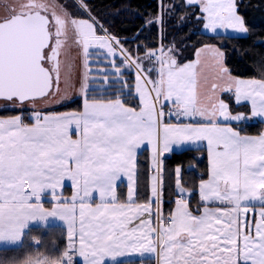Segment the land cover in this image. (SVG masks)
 Returning a JSON list of instances; mask_svg holds the SVG:
<instances>
[{"label":"snow or ice","instance_id":"obj_1","mask_svg":"<svg viewBox=\"0 0 264 264\" xmlns=\"http://www.w3.org/2000/svg\"><path fill=\"white\" fill-rule=\"evenodd\" d=\"M184 4L198 9L195 18L211 33L221 29L244 37L249 33L237 0H184ZM161 7L162 2L157 16L162 22ZM6 13L0 17V100L23 107L25 102L59 98L60 55L70 47L66 34L71 24L73 44L80 47L86 69L93 45L107 47L113 57L119 48L124 57L121 66L135 69L134 88L142 105L137 110L119 98H89L85 73L80 89L82 111L34 112L32 123H26L22 113L0 117V243L20 244L32 222L46 225L49 218H57L67 225L63 251L37 252L12 264H75L76 255L84 264H105L129 250L156 253L162 264H264V134L242 135L230 123H223L250 118L264 121V60L260 78L239 79L224 62L220 48L204 45L197 55L213 54L221 83L211 84L210 102L203 105L196 91L199 61L178 63L174 45L156 50L145 46L144 57L134 59L91 16L74 19L67 12L49 13L48 6L36 0L6 6ZM98 28L105 34L98 35ZM116 72L120 73V66ZM151 72H156V79L150 78ZM70 79L67 73L66 88ZM221 91L233 92L237 103L249 101L250 116L232 114L223 99L215 98ZM161 100L170 101L175 114L190 122H163V106H157ZM198 141H206L209 157L208 178L198 185L199 214L183 198L188 189L177 167L175 183L181 198L165 216L160 207L161 157L171 153L174 145ZM145 143L151 145L156 172L150 189L155 209L152 201H134L137 152ZM121 174L133 185L128 203L119 202L115 191ZM65 180L76 190L71 200L62 199L57 191ZM46 192L55 201L51 209L42 203ZM93 193L99 194V203L91 201ZM253 201L259 202L260 218L254 226L249 220Z\"/></svg>","mask_w":264,"mask_h":264},{"label":"trees","instance_id":"obj_2","mask_svg":"<svg viewBox=\"0 0 264 264\" xmlns=\"http://www.w3.org/2000/svg\"><path fill=\"white\" fill-rule=\"evenodd\" d=\"M65 2L66 0H58ZM73 1V0H72ZM74 2V1H73ZM158 3L161 0H87L93 16L115 36L133 58L144 57L145 46L156 50L162 45L165 49L175 46L177 60L186 62L195 58L199 48L204 45H217L225 54L226 64L232 75L242 78H260V62L264 60V0H237L238 11L245 18L249 33L246 37L238 35H208L202 31V22L195 17L199 15L195 7H187L184 0H162V22L157 20ZM68 4V3H67ZM183 18V19H182ZM156 21L147 24L146 21ZM100 93L95 89L91 93L93 99H114L124 92L121 98L130 103L132 94L118 92L110 88ZM131 93V90H128ZM14 104L0 106V115L13 116L22 111ZM82 109V103L75 101L62 108ZM241 125V126H240ZM244 134H260L264 131V123L251 120L240 124ZM181 168V181L190 194V207L196 212L202 204L198 195L201 179L208 177V152L205 148L189 149L174 152L163 159L162 165V198L163 214L168 216L181 194L175 183V169ZM151 161L148 150L143 151L137 162V199L139 203L150 201L151 195ZM120 200L126 198V187H119ZM38 239L40 244H36ZM67 244V231L63 227H32L25 235L23 244L18 247L0 249V262L12 264L14 260H22L28 255L41 252L58 254ZM80 264V263H79ZM115 264H155V260H125Z\"/></svg>","mask_w":264,"mask_h":264},{"label":"crops","instance_id":"obj_3","mask_svg":"<svg viewBox=\"0 0 264 264\" xmlns=\"http://www.w3.org/2000/svg\"><path fill=\"white\" fill-rule=\"evenodd\" d=\"M161 2H162V0H161ZM86 7H88V6H86ZM87 13H89L91 16H93V14L91 13L90 9H87ZM75 19H77V17H75ZM95 20H97V19L95 18ZM202 31L205 34L212 35V36H215V35H238V36H242V34L236 33V32H234L232 30H223V29L218 30L216 33H211L208 30H205L203 28V26H202ZM103 34H105V33H103ZM107 34L108 35H111L108 32H107ZM214 47H216V45H214ZM80 50H81L80 47H78V46L75 45L74 50L68 51V55L71 57V60L72 61H73V59H75L74 61L76 62V58H79L80 57V55H79ZM116 50L117 51H120L119 48H117ZM76 52H78V55H75ZM98 52L102 53V51H98ZM103 54H104V56L102 55V57L104 58L103 61H105L106 64H102V66L105 67L106 69L109 68V66L111 65L110 63L112 62L113 59H116L117 63H120V64H121V61L124 59V57H122V58L121 57H117V56L116 57H113L110 53L107 54V53L104 52ZM204 55H205L204 56L205 62L204 63L198 62L196 64V68H197L198 72H201L203 74V72L210 70V71H212L213 75H215L217 77V69L215 67V63H214V59H213V54L210 53V52H208L207 54H204ZM195 58H196V56H195ZM195 58L192 59V60H190V61H187V62L188 63H192V61L196 60ZM225 61L226 60L224 58V62ZM145 67H150V65H148L147 62H145ZM124 72L127 73V76L126 77L129 78V80H128L129 84L128 85L131 86V88H129V89L131 90V93L130 94H132V97H130V98H131L132 101H130V103H126L125 100L123 98H121V95H117L116 98L109 99V100H115V99L119 98V99H121L125 103L126 106H128V107H134L137 110H139V108L141 107L140 106V99L138 98L137 93L135 92V88H134V85L136 83L135 75H134V73H132L131 67H128L126 65H124ZM109 73L112 74V72H109ZM129 73L131 74L130 77L128 76ZM80 74H81V81H82V80H84V75L85 74H83V72L81 71V69H80ZM106 76H108V74H106ZM235 77H237V76H235ZM150 78L151 79H156L157 78L156 72H151L150 73ZM237 78H239V79H254V78H242V77H237ZM107 79L109 80V79H111V77H107ZM200 79H201V77H197V79H196V84H197L196 91H197V93L199 92L198 83H199V80ZM110 81H113V80L111 79ZM88 83L89 84L91 83V77L88 78ZM92 83H93V81H92ZM97 88L98 87H96L95 89H97ZM106 88H108V87H106ZM106 88H104V89H106ZM110 88H112V87H110ZM93 90H94L93 86H89V93H88V95H91V93H92ZM106 91L114 92L113 89L112 90H108L107 89ZM223 96L224 97L226 96L225 103H227L229 105V110H230V112L232 114L244 113L245 115L250 116L251 105H250V102L249 101H241L240 103H237L236 100H235L234 93L233 92H227V91H221V92H219V98L218 99L225 100ZM102 100H104V99H102ZM75 101L81 102L82 103V109H83V99L76 98ZM72 104H70V105H72ZM70 105H68V106H70ZM161 105L163 106V111L164 112H165V110H168V109H173L174 110V114L172 116H166V115H164L163 122H165V123H172V124H176V123H189L190 122L187 118H185V117H178L175 114V109L173 108V106H172V104H171L170 101L161 100V101L158 102L157 106L160 107ZM82 109L81 110H76V109H67V110H61V109H42V110H38L37 112H40L42 114H50V113L70 112V111L79 112V111H82ZM21 113L23 114V118H24V120H25L26 123H32V122H34V117L32 116V114L34 112H31L30 114H24V112H19L17 114H21ZM17 114H15V115H17ZM0 117H9V116H2V115H0ZM251 120L256 121V122H262V123H264V121L260 120L259 118H251ZM242 122H239V123H236V122H223V123H230L233 128H235L236 130L240 131V128L239 127L241 126L240 124ZM241 134L242 135H246V136H258V135L264 134V131L261 132L260 134H244L242 132H241ZM73 138H76V136L73 135ZM199 148H205V149H207V143H206V141H198V142H195V143H187L186 142L185 144L180 145V146H175L174 145L173 146V151L171 153H164V155L161 157V159L163 160L164 158H166L167 156H169L170 154H172L174 152H182V151L189 150V149H199ZM145 150H148L149 151L150 161H151V169H152V176H154V175H156V172L154 171V166L152 165L151 145L145 143L144 145L141 146V148L137 152V162H138L139 155L143 151H145ZM208 162H209V157H208ZM152 176H151V178H152ZM161 177H162V172L160 174V178ZM127 178H128L127 175L121 174L120 179H118L116 181L115 191H116V195H117L118 200L120 199V196H119V187L121 185L122 186L124 185L126 187V198L123 199L124 201H120L119 200V202H121V203H128V200H127V190L131 186H133L132 183H127V182H129ZM135 181H136V183L134 185V187L136 189V200H135V202L139 203L138 202V199H137V169H136ZM161 188H162V185H161ZM177 189H178V187H177ZM57 191H58V193H60L62 199L71 200V197L74 195V193H75L76 190L72 186V184H71L70 181L65 180L64 181L63 188L62 189H58ZM178 191H179V189H178ZM198 195H199V193H198ZM189 197H190V194H189V191H188V194L184 195L183 198L187 199L188 202H189L190 201ZM91 201L94 204L100 202L99 197L96 196L95 193L92 194ZM150 201H152V204L154 206L155 200H154V198L151 197V195H150ZM42 203H43V206L46 209H51L53 207L55 201H53L51 194L46 192L45 195H44V197H43V199H42ZM163 203H164V200L162 198V191H161L160 207L162 209V212H163ZM252 203H253V205H255V208L249 214V220L252 221L253 226H254V224L255 223H258L259 222V219H260L259 218V215H258V212H259V202L258 201H253ZM140 204H145V203H140ZM189 207H190V203H189ZM175 208H176V204L173 207V209H172L171 212H173L175 210ZM153 209H155V208L153 207ZM190 210H193V209L190 207ZM193 212H194V214H199V213L195 212L194 210H193ZM52 219L53 218H49V220L47 221V224L46 225L43 224V223H41V222H32L30 224L29 228L26 229L25 235L27 234V232L29 231V229H31L32 227H38V226H41V227L60 226V227H63L64 229L67 230V227H65L64 225H59L60 224L59 222L52 221ZM154 222H155V217H154ZM24 238H25V236H24ZM24 238L22 239V241H21L20 244H16V245H9V244H2V243H0V249L21 246L23 244ZM144 254L145 253H143V255H141L140 254V251H139L138 254H137V256L135 257V259H140V260L150 259V260H155L156 261V264H162V258L161 257H158L157 254H155L154 257L149 256V255H144ZM75 260L78 261V263L83 264V262L80 261L78 255L75 256ZM119 260L120 259H118L117 261H114V262L113 261H110V260H106L105 264H115L116 262H119Z\"/></svg>","mask_w":264,"mask_h":264},{"label":"rangeland","instance_id":"obj_4","mask_svg":"<svg viewBox=\"0 0 264 264\" xmlns=\"http://www.w3.org/2000/svg\"><path fill=\"white\" fill-rule=\"evenodd\" d=\"M5 1H6V3H5ZM73 1L72 0H66L65 2H66V4L67 3L70 4V7L74 8V10L77 12V14L80 15V16L77 17V19H88L89 16H91V15L89 13H87V12L85 13V11L82 10L81 7H83V6L81 5L80 0L77 1L78 3L80 2V5H77L76 2L75 1L73 2ZM25 2H26V0H25ZM36 2H38V3L44 2V4H45V1H43V0H38V1L36 0ZM4 3H5L4 11L3 10L1 11V8H0V17H3L4 15L7 14L6 13V6L15 5V7H16L17 4H19L21 2H12V0H0V5H3ZM21 4H23V3H21ZM82 4L88 6L87 0H82ZM83 8L86 9V10L89 9L88 7H86V8L83 7ZM91 17L94 18L93 16H91ZM160 22L161 21L159 20V23ZM70 29H71L70 30L71 31V36L73 37V27L72 28L70 27ZM103 33L104 32H101L99 28L97 29V34L98 35H104ZM70 42H71V44L69 45L70 47H68V49H67L66 59L63 60L62 64H60V66H61L60 92L62 93L63 97H67V99H66L67 101H69L73 97L82 99V95H81L80 89H81V85L83 83V80L81 81L80 69H83V74L87 73V77L88 78L91 77V83L89 84V86H93L94 89L96 87H98V89L101 90L100 93H104L107 89H109L111 87V85H113L114 88L118 89L117 90L118 92L123 91L125 89V91L127 90L126 94H130V92L128 90H130L129 88H131V86L128 85L129 84V82H128L129 78L126 77L127 73L124 72V66L122 67L120 63H117L116 59L112 60V62L110 63L111 65L107 69L102 66V64H106L105 61H103L104 60V58L102 57V55L104 56L103 53L104 52L107 53V54L109 53L108 50H107V47L99 48V47H96L95 45H93V47H91L89 49V53L90 54H89V57H88V68L86 69L85 66H84V58H83L81 50H80V53H79L80 57L76 58V62L74 61L75 59H73V61L71 59H69L70 57L68 55V50H73L74 47H75V44H73V38L71 39ZM120 45H121V43H120ZM113 47H115V45H113ZM216 47L220 48L217 45H216ZM201 48H199V49H201ZM199 49H198V51H199ZM98 51H102V53H100ZM198 51H197V53H198ZM116 53H117L116 54L117 57H121V58L123 57L121 55L120 51L116 50ZM197 53H196V58H195L196 60L192 61V63H196L197 61H199L200 63H204L205 62V59H204L205 55L204 54H207L208 51L199 52L198 55H197ZM224 58H225V56H224ZM113 61H114V64H113ZM178 63L184 64V63H188V62L187 61L186 62L178 61ZM116 66H120V73H123L122 76H121L120 73L116 72ZM131 70H132V73H135V69L134 68L131 67ZM109 72H112V74L109 73ZM67 73H70L71 79L69 81V87L66 88L64 81H65V75ZM106 74H108V76H106ZM128 76L130 77L131 74L129 73ZM107 77H111V79L113 81H110L111 79L108 80ZM197 77H201V79L199 80V83H198V86H199L198 95H199L200 102L203 105H207L210 102L209 101V97L212 95V91H211V87H210L211 84L212 83H218L219 84L221 82L217 79V77L215 75H213L212 71H210V70L203 72V74L201 72H198ZM197 77H196V79H197ZM92 81H93V83H92ZM122 81H126L127 83L126 84L122 83ZM196 86H197V84H196ZM106 87H108V88H106ZM104 88H106V89H104ZM120 94L122 95V94H125V93L122 92ZM137 96H138V94H137ZM130 97H132V96H130ZM138 98H139V96H138ZM215 98H219V92L216 93V97ZM224 99H225L224 101H226V96L224 97ZM47 100L48 99H46V100H37L35 103L26 102L24 104V106L21 107V108L28 107V108H34V109H37V110L38 109L42 110V109H45V108H49L50 109L51 106L46 104ZM100 100H102V99H100ZM4 104H8V102L4 101V100H0V106H2ZM140 106H142L141 105V101H140ZM128 181H129V179H128ZM127 183H132V182L129 181ZM128 192H129V189L127 190V196H128ZM95 195L99 197L98 193H95ZM135 200H136V189H135V195H134V201ZM120 201H124V200H120ZM155 206L156 205L154 203L153 207L155 208ZM144 216L146 218L147 214H144ZM152 219H153V222H154V216L152 217ZM52 221H57V222L60 223L59 225H64L65 227H67L65 222H62V221H60L57 218H53ZM137 223H138V221H137ZM138 252L139 251L132 252L131 250H129V254H127L125 256L118 257L116 259V261L118 259H120L119 261L133 260L137 256ZM144 253H145L144 255H149V256H152V257H154L155 254H156V253H149V252H144ZM79 259L84 264L83 258L79 256Z\"/></svg>","mask_w":264,"mask_h":264},{"label":"flooded vegetation","instance_id":"obj_5","mask_svg":"<svg viewBox=\"0 0 264 264\" xmlns=\"http://www.w3.org/2000/svg\"><path fill=\"white\" fill-rule=\"evenodd\" d=\"M43 1H45V5L48 6L49 13H51L52 11H56L57 14H62L63 12H67L69 14L70 18H74V19L77 16L76 15L77 12L74 10V8L70 7V4H66V2H62V1H58V0H43ZM12 2H21L23 4H26V3L29 2V0H26V2H25V0H12ZM5 3H6V1H5ZM5 3L3 5H0L1 6L0 7L1 11L2 10L4 11ZM21 3H19V4H21ZM19 4H17V5H19ZM42 4H44V2H42ZM12 7H15V5H12ZM70 27L72 28L71 24L68 25L67 34H66V43L68 45L71 44L70 41L73 38L71 36ZM67 49H62L61 50L60 64H62L63 60L66 59ZM68 51H70V50H68ZM75 55H78V52H76ZM69 59H71V57ZM81 71L83 72V69H81ZM60 79H61V66H60ZM60 86H61V81H60ZM75 99L76 98L73 97L72 99L67 101L65 99V97H63L62 93L60 92L59 98H57V99H51L50 98V99L47 100L46 104L51 106L50 109H62L64 107H67L68 105L72 104L73 102H75ZM45 109H49V108H45Z\"/></svg>","mask_w":264,"mask_h":264},{"label":"water","instance_id":"obj_6","mask_svg":"<svg viewBox=\"0 0 264 264\" xmlns=\"http://www.w3.org/2000/svg\"><path fill=\"white\" fill-rule=\"evenodd\" d=\"M10 103H12L13 104V102H10ZM26 103V102H25Z\"/></svg>","mask_w":264,"mask_h":264},{"label":"built area","instance_id":"obj_7","mask_svg":"<svg viewBox=\"0 0 264 264\" xmlns=\"http://www.w3.org/2000/svg\"><path fill=\"white\" fill-rule=\"evenodd\" d=\"M170 112H171V111H170ZM170 112H168V114H169Z\"/></svg>","mask_w":264,"mask_h":264}]
</instances>
